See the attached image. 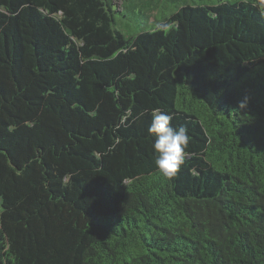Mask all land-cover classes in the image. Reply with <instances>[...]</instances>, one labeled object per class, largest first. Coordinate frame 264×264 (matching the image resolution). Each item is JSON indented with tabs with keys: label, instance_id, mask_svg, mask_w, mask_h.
Listing matches in <instances>:
<instances>
[{
	"label": "trees",
	"instance_id": "1",
	"mask_svg": "<svg viewBox=\"0 0 264 264\" xmlns=\"http://www.w3.org/2000/svg\"><path fill=\"white\" fill-rule=\"evenodd\" d=\"M0 264H264L252 0H0Z\"/></svg>",
	"mask_w": 264,
	"mask_h": 264
},
{
	"label": "clouds",
	"instance_id": "2",
	"mask_svg": "<svg viewBox=\"0 0 264 264\" xmlns=\"http://www.w3.org/2000/svg\"><path fill=\"white\" fill-rule=\"evenodd\" d=\"M252 6L264 16V0H252ZM148 128L154 137L153 149L158 154L155 165L160 175L166 179L174 177L184 162V152L189 143L187 129L171 125V116L160 110H153Z\"/></svg>",
	"mask_w": 264,
	"mask_h": 264
}]
</instances>
